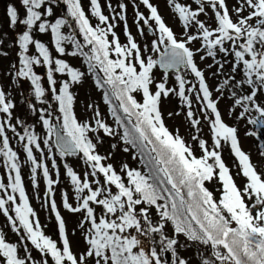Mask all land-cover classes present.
Returning a JSON list of instances; mask_svg holds the SVG:
<instances>
[{
    "label": "snow or ice",
    "instance_id": "snow-or-ice-1",
    "mask_svg": "<svg viewBox=\"0 0 264 264\" xmlns=\"http://www.w3.org/2000/svg\"><path fill=\"white\" fill-rule=\"evenodd\" d=\"M20 3L23 17L13 4L6 10L10 27L15 29L20 24L25 29L15 41L19 46L18 65L11 64L7 75L13 80L30 81L35 99L48 105L39 109L30 105L34 114L39 112L46 135L42 138L34 125H25L19 119L13 123L16 105L0 85V158L7 175V183L0 176V214L19 237V242H10L0 229V264H50V261L51 264H264V173L258 171L250 154L243 150L238 127L227 124L219 109V100L227 91V98L232 101L229 111L236 113L239 108L237 119L256 126L257 130L246 135L262 139L264 0H237L231 10L227 0H167L183 27L179 36L152 0H140L149 14L145 16L134 4V22L140 35L145 34L143 22L154 37L150 48L145 45L143 49L128 30L125 3L113 7L109 0L110 15L104 13L101 0H88L87 11L82 0H20ZM61 4L66 6V15L57 17L55 10ZM90 17L97 20L95 25ZM117 20L124 22L127 43L121 44L115 31ZM73 21L83 43L74 31H64L72 28ZM37 33L50 34L58 56L53 55L49 44L36 37ZM4 43L0 39V47ZM197 43L200 46L194 48ZM149 51L158 54V58L143 54ZM201 52L204 53L201 61L207 58L214 61L207 67L218 66L213 75L223 74L225 64L230 63L217 59L218 55L233 57L230 73L215 90L210 88L205 72L196 62L195 57ZM7 56V51H0V57ZM65 56L83 57L88 72L95 75L96 86L106 89L103 100L109 106L115 127L108 125L99 107L92 104L88 105L93 110L91 121L78 118L73 88L83 82L86 72L62 58ZM37 67L46 68L48 88ZM157 67L163 69L159 82L154 75ZM57 74L66 78L58 81ZM170 75L174 76L176 86H169ZM189 75L197 83L189 80ZM49 91L56 109L49 103ZM214 91L221 93V97L214 98ZM190 93L202 104L212 133L211 147L199 135L192 136L202 152L199 157L178 130L175 133L169 130L161 108L164 99L178 96L188 106L186 115L199 132L201 120L191 110ZM55 111L59 115H54ZM121 128L123 142L138 148L142 159L146 157L147 174L127 164L121 168L123 174L118 173L113 164L106 162L110 157L97 151V143L89 135L103 130L106 135L115 136ZM9 132L23 145L24 163L31 165L34 188L39 187L37 173L42 171L47 185L44 199L55 213L58 239L46 234L30 204L21 158ZM224 145L238 161V175L245 178L243 188L223 159ZM259 146L264 156V143ZM54 149L61 158L81 157L89 169L82 178L73 167L64 164L76 203L74 206L64 192L63 208L71 213H84L78 226L83 230L86 248L79 253L73 251L66 221L54 198V185L60 182ZM128 150L125 147L124 151ZM45 151L52 160L55 179L45 161ZM214 178L221 184L219 199L205 186ZM97 207L101 209L99 213ZM153 207L158 214L155 223L150 217ZM169 224L173 229L171 235L166 230ZM142 235L152 239L150 248H145ZM181 235L185 238L183 243ZM27 242L38 251L39 259L34 258ZM181 248L193 249L192 255L181 254ZM205 249L208 255L204 254Z\"/></svg>",
    "mask_w": 264,
    "mask_h": 264
},
{
    "label": "rangeland",
    "instance_id": "rangeland-1",
    "mask_svg": "<svg viewBox=\"0 0 264 264\" xmlns=\"http://www.w3.org/2000/svg\"><path fill=\"white\" fill-rule=\"evenodd\" d=\"M84 1L86 3L83 2V4L87 11L88 0H84ZM108 2L109 0H101V4L104 8V13L106 15H110L109 10L107 8ZM110 2L113 5V7H116L119 3L127 4L128 30L131 32L136 42L141 45L142 49L144 48L145 45H148L150 48L151 42L154 39V37L152 34H149L147 30V26H144L143 22H141V26L144 27L145 34L142 36L138 32V26L134 22L136 19V14L133 5L134 4L138 5L139 10L143 12L145 16L149 14L147 8L140 3V0H110ZM152 3L158 6L161 15L165 18L168 25L173 28V30L177 33V35L178 36L181 35L183 32L182 24L178 20V18L174 16V13L171 11L170 6L167 3V0H152ZM9 4H13L14 6L17 7V9L21 14V17H23L24 15V9L20 3V0H0V39H3L5 41L4 45L0 47V51L8 52L7 57H0V85H2L4 87V90L10 94V98L14 101L16 105L15 109L13 110V123H15L17 119H19L23 121L25 125H34L37 133L43 138L46 135V129L42 127V122L39 121V112L37 111L34 114L30 105H34L37 109L41 107L46 108L48 107V105L41 104L35 99L30 81L24 79L13 80L11 76L7 75L8 71L10 70L11 64L15 63L18 65L17 53L19 51V46L17 43H15V41L17 35L25 30L24 27L20 24H17L15 29L10 27V21L6 13L7 6ZM227 4L229 9L231 10L234 6L237 5V0H227ZM117 11H119L118 8ZM55 15L57 17L61 15H66V6L61 4L59 7H57L55 10ZM233 19H235V16H233ZM91 21L94 24L95 18H92ZM71 23H72V28L71 29L66 28L64 29V31L66 33L68 31H74L76 33L77 39H79L83 43V36L79 33L78 27H76L74 21ZM116 23H117V27L115 28V31L119 36L121 44L127 43L124 22L117 20ZM36 37L39 38L42 42L49 44L50 50H53V55L58 56V54L55 53L54 51V43L50 42L51 40L50 34L37 33ZM109 39L111 40L112 37L109 36ZM199 46H200L199 43L193 45L194 48ZM68 50H71V46H69ZM32 51L33 54H37L34 52V50ZM143 54L145 56L152 54L154 55L155 58H158V54L151 53L150 51L144 52ZM203 54L204 53L202 52L198 53L195 59L196 62L198 63V66L205 72V76L210 88L212 90H215L219 86V84L223 82V79L226 76V72L229 71L230 73L232 66L231 62L233 61V57L228 56L224 58L222 54L218 55L217 59H226L230 63L225 64L223 74L213 75L214 73L217 72L218 66L212 68L207 67L208 65L213 64L214 61L212 58H207L201 61L200 56ZM62 58L66 59L73 66L79 67L82 71L86 72V77L84 78L83 82L79 85L74 86L73 88V91L76 96L74 110L78 118L81 121L83 120L91 121L93 116V110L88 108V105L92 104L94 106L99 107V111L102 114L103 120L108 125L115 127L116 125L113 117L111 116L109 106L103 100V92L106 89H100L96 86L95 75L88 72L86 63L84 62V58L83 57L73 58L70 56H65ZM113 58H115V54H113ZM36 71L38 74L45 77L43 83L44 86L48 88V84L46 80V68L37 67ZM99 75L103 77L102 72H100ZM154 75L156 77V80L159 82L163 76V72L162 70L159 69V67H157L156 69H154ZM56 78L59 81L60 79H64L66 77H61L59 74H57ZM188 79L191 80L193 83H197L195 78L192 77L191 75L188 76ZM169 86H176L174 76L170 75ZM153 90H155L154 87ZM189 95L192 99L191 110L194 111L196 118H199L201 120V124L199 125V132H197L196 129L192 127L190 120L186 115L187 111L189 110L188 106L184 104L178 96L172 95L169 98L164 99L162 101L161 108H162L165 124L169 128V130L173 131L174 133L178 130L180 136L187 143L193 146L195 154L199 157L200 155H202V152L197 147L196 142L192 140V136L199 135V137L205 139L208 142L209 146L211 147V145L213 144L211 138L212 133L210 131L209 121L206 119L205 115L202 112V107H203L202 104L196 100L194 93H190ZM223 96L224 98H220L221 93L214 91V98H220L219 109L222 112L223 119L230 126L238 127L239 140L243 150L246 153L250 154L251 160L257 166L258 171L264 173V156L261 155V148L259 146L261 143H264V130H260L262 133V139L260 141H258L254 137L246 135V133L249 131L257 130L256 126L248 124L246 120H238L236 113H238L240 109L237 108L236 113H231L229 109L232 104V101L231 99L227 98L228 92L225 91ZM48 99H49V103L52 105V108L56 109L57 105L54 99H52L50 91L48 93ZM208 111L210 112V110ZM170 112L173 113V115L169 116L168 113ZM54 115H59L58 111H55ZM122 134H123V129L121 128L120 133L115 136H108L103 132V130H100L97 133H90L89 135L93 139V142L97 143V151L101 155L110 157L106 162L113 164V166L117 169L118 173L123 174L121 173V168L124 164H127L130 168L140 170L143 173L147 174L145 163L140 158L141 153L138 152L136 148H133L130 145H126L121 139ZM9 136L12 138L13 146L15 150L18 151L21 158L22 177L27 195L29 197L30 204L33 207V209L36 211L40 223L42 225V228L46 232V234L52 236L53 239H58V233L56 235L53 232V228L54 231L58 230L57 221L55 219V213L51 210L50 203H45V199H44L47 185L42 175V171H38L37 173V181L39 187L34 188L31 179V172H30L31 165L29 163H24L26 159V154L22 150L23 145L18 142V140L14 137V135L11 132H9ZM97 137H99V141L97 140ZM42 147H44L43 144ZM125 147H128L129 150L124 151ZM221 151L223 154V159L225 160L229 168L232 170V175L236 183L241 188H243L245 184V178L242 175H238V173L240 172L238 161L231 153L230 148L227 145H224ZM54 152L56 154L57 165L59 166V181H60L58 184L54 185V192H55L54 198L57 203L58 210L61 212L62 216L66 221V227L70 235L73 251L79 253L84 251L86 248L83 230L78 226L84 213H71L63 208L62 194L64 192H67L70 202H72L74 206L76 203L74 187L71 185L70 178L67 177L64 164L67 163L68 165L73 167V169L78 174H80L82 178L84 172L89 169L88 166L83 162V160L79 156L61 158L56 149H54ZM34 154H36L39 157V153L35 149H34ZM45 161L50 169L51 174L53 175V178L55 179L56 173L55 170L52 169V160L51 158L48 157L47 151H45ZM0 176L4 177V181L5 183H7L6 169L3 167L2 158H0ZM100 178L103 181V177L101 176ZM89 179L91 180L92 178L89 177ZM126 179L127 178L125 176V180ZM208 187L213 188L215 193L217 194L220 193L221 195V191H220L221 184L217 178H214L208 184ZM113 191L114 192L116 191L114 186H113ZM100 211L101 209L97 207V212L99 213ZM150 217L155 223L156 220L158 219V214L156 210L150 209ZM85 227H88V225L86 224ZM0 229H3L5 231L7 239L10 242H19V237L14 232L11 231L9 224L6 221V218L2 214H0ZM166 230L169 235L172 234L173 229L170 224L167 226ZM133 234H136L134 230H133ZM140 239L143 241V244L146 249L151 247L152 239L150 237L142 235L140 236ZM156 239L158 243V236L156 237ZM179 239L182 243L185 240V238L182 235L179 237ZM27 243H28V247L32 250L34 258L39 259L40 254L38 253V251L32 248L30 242ZM192 251L193 249H184V248L180 249L181 254L186 256H191ZM204 254L205 255L209 254L207 249H205ZM198 258L199 257L197 256V259Z\"/></svg>",
    "mask_w": 264,
    "mask_h": 264
},
{
    "label": "trees",
    "instance_id": "trees-1",
    "mask_svg": "<svg viewBox=\"0 0 264 264\" xmlns=\"http://www.w3.org/2000/svg\"><path fill=\"white\" fill-rule=\"evenodd\" d=\"M82 2H84V3H86L84 0H82ZM90 19H92L91 17H90ZM97 23V20L95 19V22H94V24L93 25H95ZM163 72V71H162ZM229 73V71H227L226 72V75ZM237 78L239 79V75L237 76ZM137 99H140V96L138 95L137 96ZM182 103V102H181ZM183 104V103H182ZM129 127H130V125H129ZM137 150H138V152H140V150L138 149V148H136ZM141 153V152H140ZM154 155V154H153ZM69 157H71V156H69ZM198 157V156H197ZM140 158H141V154H140ZM145 159H146V157H145ZM145 159H142L141 158V160L145 163ZM146 167V166H145ZM146 173H148V167H146ZM210 182H206V184H205V186L206 187H208V184H209ZM209 188V187H208ZM209 190H211V191H213V193H214V196L216 197V199H219L220 198V193L219 194H217V193H215V191H214V189L213 188H209ZM152 210H155V208L153 207L152 208ZM53 232L57 235V233H58V230L57 231H54V228H53Z\"/></svg>",
    "mask_w": 264,
    "mask_h": 264
},
{
    "label": "water",
    "instance_id": "water-1",
    "mask_svg": "<svg viewBox=\"0 0 264 264\" xmlns=\"http://www.w3.org/2000/svg\"><path fill=\"white\" fill-rule=\"evenodd\" d=\"M149 34H151V33H149ZM160 70H162V71H163V69H160Z\"/></svg>",
    "mask_w": 264,
    "mask_h": 264
}]
</instances>
